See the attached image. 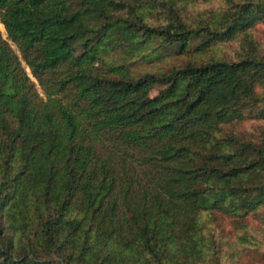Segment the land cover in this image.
Segmentation results:
<instances>
[{
    "label": "trees",
    "instance_id": "1",
    "mask_svg": "<svg viewBox=\"0 0 264 264\" xmlns=\"http://www.w3.org/2000/svg\"><path fill=\"white\" fill-rule=\"evenodd\" d=\"M197 1L0 0V264H221L204 216L264 224V130L227 129L264 121V0Z\"/></svg>",
    "mask_w": 264,
    "mask_h": 264
},
{
    "label": "rangeland",
    "instance_id": "2",
    "mask_svg": "<svg viewBox=\"0 0 264 264\" xmlns=\"http://www.w3.org/2000/svg\"><path fill=\"white\" fill-rule=\"evenodd\" d=\"M223 5V0H198L195 5L191 8L189 7L191 13H201L202 16H206L208 11L217 9ZM197 15V14H196ZM0 32L3 38L7 37L5 28L0 21ZM254 36L259 42V45L264 49V26L260 25L256 31H254ZM11 48L14 52L20 56V50L17 45L9 41ZM237 41H229L213 45L206 52L202 53L200 56H196L201 62H205L209 58H222L230 59L235 54V48L237 47ZM149 49L142 51L141 53L146 54ZM140 53V54H141ZM139 53L126 60L121 59L122 54L119 51L117 54L109 56L108 61L122 62L126 61L128 63L132 62L131 68L136 72L139 69L143 71L147 70H166L172 66L183 65L187 60V55L181 54H165L160 56L158 59H153L148 61L141 57ZM97 69L104 70L106 67L105 63L96 62L94 65ZM26 71L30 75L29 68L26 67ZM31 76V75H30ZM35 81V79L31 76ZM37 91L41 97H44L42 88L36 84ZM161 88L160 85L155 86L151 95H155L157 91ZM228 130H233L237 134L242 135L250 141H258L259 136L263 133L264 130V121L258 119L246 120L241 124L231 125L227 127ZM204 222L206 224L205 232L209 233L210 230L213 232V237L218 247V255L221 258V264H264V224L256 220H251L247 224L245 229H232L230 234L220 236L217 234L219 231L217 224L214 221H211L209 215L204 216ZM229 226L226 228L231 229V224L228 221ZM246 230V231H245ZM229 231V230H228ZM244 233L249 234L248 240L240 239V236Z\"/></svg>",
    "mask_w": 264,
    "mask_h": 264
}]
</instances>
